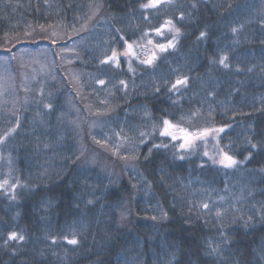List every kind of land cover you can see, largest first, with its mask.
Returning a JSON list of instances; mask_svg holds the SVG:
<instances>
[{"label": "trees", "instance_id": "trees-1", "mask_svg": "<svg viewBox=\"0 0 264 264\" xmlns=\"http://www.w3.org/2000/svg\"><path fill=\"white\" fill-rule=\"evenodd\" d=\"M147 1L0 0V56L13 70L21 47L46 46L58 61V47L72 44L80 92L58 63L55 69L74 101L92 118L87 107L102 116L113 107V119L104 117V133L95 130L89 148L100 152L101 141L108 146L124 134L120 118L141 135L120 154L131 162L116 176L84 160L75 128L62 121L64 92L45 86L39 102L2 120L0 134L4 129L8 138L0 170L8 171L9 187L0 188V264H264L260 0L142 7ZM169 21L179 29L173 47L151 64L133 58L127 68L122 48L134 43L138 51L136 42L160 39L157 29ZM42 25L64 28L66 35L57 36L65 40L21 37ZM115 51L116 65L108 59ZM222 55L227 68L218 63ZM185 77L186 87L170 91ZM106 86L117 87L110 95ZM165 119L194 131L226 126L218 142L239 163L226 168L201 153H183L159 127L150 130ZM13 232L24 239L10 240Z\"/></svg>", "mask_w": 264, "mask_h": 264}, {"label": "rangeland", "instance_id": "rangeland-1", "mask_svg": "<svg viewBox=\"0 0 264 264\" xmlns=\"http://www.w3.org/2000/svg\"><path fill=\"white\" fill-rule=\"evenodd\" d=\"M162 1L164 0H161V2ZM150 2L151 0H148L147 4H149ZM259 2L261 3L260 16L264 18V0H260ZM94 12L95 9L91 11V15H93ZM165 28H167V30L163 32ZM63 30L64 28H54L51 26L46 27L44 25L30 26L27 27L26 34L22 35L21 37H30V39H32L33 41H36V39H45L47 42L50 41L52 43L62 42L65 40L62 39L64 36L60 35L62 37L58 38L57 33L66 35V32H63ZM159 30V33L156 32V34L160 39L146 38L140 42H136V44L141 45L137 47L139 49L138 51H136L137 49H135L134 43H128L122 48L120 55L127 60V68H132L131 60L133 58H137V60H140L142 62L154 59L156 56H159V54L162 52L160 50L161 45H164L166 49L168 48L167 46L170 42L173 44L177 39L178 33L173 24L165 23V25ZM164 33H169V35L164 36ZM42 36H44V38H42ZM28 42L32 41L29 40ZM74 49L75 47H73L72 44L61 45L60 47H58L57 55L59 60L57 61L48 52L46 46L39 45L36 47V49L21 47L17 49L14 54L15 70L12 69V64H10L4 56H0V123L5 118L9 120L10 118L14 117L16 111L22 112L30 105L39 102V99L40 97H42V94L46 92L45 90L43 91L45 86L52 87L53 92H64L63 102H61L63 110L61 115L62 121L67 122L70 131L75 128L76 133L78 134L77 144L84 145L82 146L83 148L81 151L84 156V160H89L93 165L97 166L98 168H101L104 173H109V175L112 174L116 176H121V172H123L122 167L124 166V170H126L131 162V158L122 156L120 154L125 152L124 150L129 151L130 149H132L133 143L136 142V139L141 135L138 133L137 127H133V125L129 121L124 120V118H120L121 124H119V126H121L120 129L124 131V134H120V132L119 135L116 136L112 132L114 135V142L107 146L105 140L101 141L103 143V148L100 149V152H96L95 150L91 149L92 146H90V148L88 147V141L92 138L94 134L93 132L95 130H99L96 133H104V128L101 127L104 117H108L107 119H113V117L110 116L113 107L110 108L111 110L109 111L108 115L104 114L103 116L99 113L101 112L100 110L97 111V113L95 114V110L87 107V111L93 113V115L96 116L92 118L86 117L85 115L88 114H85L79 108L80 104L77 102V100L76 102L74 101L73 94L69 91V88H71L72 86L73 91H76V89H78L79 92L82 88L78 84L81 81L79 77L80 75L76 71H74V64H76V60H79V57L75 56ZM114 53L115 58L112 59V55L108 59L116 65L118 62L117 58L119 55L116 51ZM55 63H58V67L64 72L68 80H71L69 82V84L71 83V86L69 88L65 86L64 79L55 69ZM77 79L79 80L77 81ZM116 87L117 86H106L102 88V91L106 94L111 95ZM65 98L66 101L64 102ZM82 102L83 104H85L86 101L82 100ZM102 105L103 104H100V106ZM7 120L5 122L9 124L10 121ZM170 123L174 126L172 129H170V131L174 132L177 138L173 140L171 136L164 137L169 138L168 140L174 141L177 147L181 151H184L183 153L191 154L194 152H198L201 153L202 157L206 158L207 160H210L211 162L217 161L215 163H218V161L222 158V153H225V151L221 149L220 144L218 142L219 135L221 132L216 133L214 131H209L208 135L203 138H199V133L204 132L206 130H214L220 128L224 129L226 126H214L212 128L207 127L194 131L189 130L188 128L183 126H179L173 122ZM71 125L73 129H71ZM108 126L109 128L111 127L112 130H114L112 128L113 126L109 124ZM163 128V123L157 126L150 125V130H156L158 131V134L161 133ZM181 129H183V131H180ZM8 130L11 132V129ZM4 131L5 130L3 129L2 133L0 134V149L4 146L5 140H7L8 138L7 135L3 136ZM185 133H196L198 138L192 142L191 146L181 148L180 145L185 143ZM96 136L98 135H95L94 137ZM101 151L106 153V155H103ZM3 158L4 157L0 155V164L3 162ZM233 158L237 160L235 157ZM115 162H117L116 165ZM0 179V188L9 187V173L6 169L0 170ZM125 208H127L126 203L123 206V209Z\"/></svg>", "mask_w": 264, "mask_h": 264}, {"label": "snow or ice", "instance_id": "snow-or-ice-1", "mask_svg": "<svg viewBox=\"0 0 264 264\" xmlns=\"http://www.w3.org/2000/svg\"><path fill=\"white\" fill-rule=\"evenodd\" d=\"M160 2H161V0H151V2L149 4L142 5V7H145V8H147V7H156ZM167 23L170 24L171 22L169 21ZM159 31L160 30L157 29V32L158 33H159ZM176 31L178 33L179 32V29H176ZM232 31L235 33L236 32V29L234 28V29H232ZM204 36H205V33L201 32L200 33V37L203 38ZM129 47H131V46H129ZM167 47H173V44L170 42ZM160 50L161 51H164L165 50V46L164 45H161L160 46ZM114 58H115V53L113 54L112 59H114ZM227 60H228V57L226 55H222L220 57L218 63L220 65H222L223 67L227 68V67H229V64L227 63ZM144 63L151 64L152 63V60L150 59L148 61H144ZM100 83H103V81H100ZM187 83H188L187 77L182 78V79L181 78H178L175 81V83H173L171 85L170 91L171 90H179L180 87H186L187 86ZM163 124H164V128H163V130L161 131L160 134L162 136H171L172 139L175 140L177 138L176 135L174 134V132L170 131V129H172L174 126L167 119H165L163 121ZM180 131H183V129H181ZM209 131H214L216 133H219V132H223L224 129L223 128H220V129H214V130H206L204 132L199 133V138H203V137L207 136ZM197 138L198 137H197V134L196 133H191V134L185 133V135H184L185 143L181 144L180 147L181 148H185L187 146H191L192 142L194 140H196ZM160 146H162V145H157L156 147H160ZM251 147L252 148H256L257 145L252 144ZM206 155H207V153H206ZM247 158L248 157H245V159H247ZM215 162H217V161H214V163ZM218 163H220L223 167L232 168V167H234L239 162L237 160H235L231 155H229L228 153L225 152V153H222V158L218 161ZM205 207H207V205H205ZM154 219H155V217H154ZM9 239L10 240H15V239L23 240L24 237L23 236H18L15 232H13V233H11L9 235ZM68 243L74 245V244L77 243V240L75 238H73V239L68 240Z\"/></svg>", "mask_w": 264, "mask_h": 264}]
</instances>
